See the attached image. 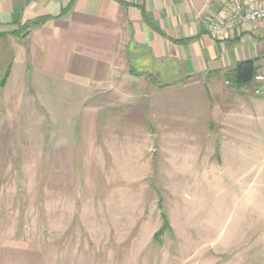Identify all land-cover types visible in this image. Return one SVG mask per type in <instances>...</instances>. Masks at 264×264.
Returning <instances> with one entry per match:
<instances>
[{
    "label": "rangeland",
    "instance_id": "374dc122",
    "mask_svg": "<svg viewBox=\"0 0 264 264\" xmlns=\"http://www.w3.org/2000/svg\"><path fill=\"white\" fill-rule=\"evenodd\" d=\"M21 40L0 39V77ZM135 87L140 97L149 90ZM2 91L0 242L8 254L17 246L24 264H207L211 256L264 264V118L251 112L242 130L227 127L224 143L218 120L210 134L202 119L180 132L150 104L136 110L140 102L129 119L105 89L86 104L73 142L55 148L47 117L24 120L16 134V103ZM162 211L172 234L158 241Z\"/></svg>",
    "mask_w": 264,
    "mask_h": 264
},
{
    "label": "crops",
    "instance_id": "0c3cea01",
    "mask_svg": "<svg viewBox=\"0 0 264 264\" xmlns=\"http://www.w3.org/2000/svg\"><path fill=\"white\" fill-rule=\"evenodd\" d=\"M220 12L217 0H0L6 37L44 18L22 34L2 89L16 103V134L24 120L47 117L51 144L65 147L89 116L86 104L106 89L126 104L129 119L140 102L136 110L147 113L150 104L155 117L179 121L180 132L202 119L210 134L218 120L225 143L232 134L227 127L242 130L251 112V119L264 118L255 83L235 89L225 78L239 61L264 64V22L215 36L206 26ZM135 85L149 90L141 98ZM3 247L0 242V264H24L21 249L8 254ZM227 261L211 256L206 263Z\"/></svg>",
    "mask_w": 264,
    "mask_h": 264
},
{
    "label": "built area",
    "instance_id": "2783aa9c",
    "mask_svg": "<svg viewBox=\"0 0 264 264\" xmlns=\"http://www.w3.org/2000/svg\"><path fill=\"white\" fill-rule=\"evenodd\" d=\"M221 3V12L207 22V30L215 36L237 27L256 28L264 22V0H217ZM253 93L264 97V64L253 77Z\"/></svg>",
    "mask_w": 264,
    "mask_h": 264
},
{
    "label": "trees",
    "instance_id": "16d2710c",
    "mask_svg": "<svg viewBox=\"0 0 264 264\" xmlns=\"http://www.w3.org/2000/svg\"><path fill=\"white\" fill-rule=\"evenodd\" d=\"M43 20L44 18H39L36 21L32 22L30 25H38ZM30 25H27L18 32H13L15 38L17 40L19 39V37L21 38L22 34L26 31L27 28L30 27ZM6 35L7 34L0 32V39L6 38ZM10 66L11 64L7 66V68L5 69L6 71H4V74L0 77V89H3V87L5 86L7 77L9 75ZM258 70H259V66L256 64V61L254 59L243 60L237 62L233 68L228 70L225 78L229 82L230 86H232L233 88L246 89L252 83L253 77ZM161 219H162L161 227L155 233V238H157L158 241H161V237L164 234L166 233H169L170 235L172 234L171 226L163 211L161 212Z\"/></svg>",
    "mask_w": 264,
    "mask_h": 264
},
{
    "label": "water",
    "instance_id": "95a60500",
    "mask_svg": "<svg viewBox=\"0 0 264 264\" xmlns=\"http://www.w3.org/2000/svg\"><path fill=\"white\" fill-rule=\"evenodd\" d=\"M26 34V32L24 33V35Z\"/></svg>",
    "mask_w": 264,
    "mask_h": 264
}]
</instances>
